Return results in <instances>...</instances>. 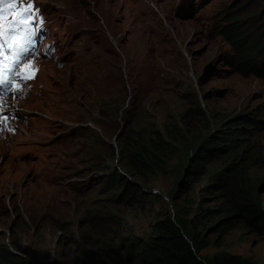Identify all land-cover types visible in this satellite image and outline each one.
<instances>
[{"label":"rangeland","instance_id":"374dc122","mask_svg":"<svg viewBox=\"0 0 264 264\" xmlns=\"http://www.w3.org/2000/svg\"><path fill=\"white\" fill-rule=\"evenodd\" d=\"M25 2L46 38L5 98L0 264H140L168 219L202 259L264 264L235 209L264 214V56L245 73L221 34L252 16L264 51V0Z\"/></svg>","mask_w":264,"mask_h":264},{"label":"trees","instance_id":"16d2710c","mask_svg":"<svg viewBox=\"0 0 264 264\" xmlns=\"http://www.w3.org/2000/svg\"><path fill=\"white\" fill-rule=\"evenodd\" d=\"M251 17L247 16L246 18L250 19ZM246 18L242 15L234 16L224 25L221 34L245 59L240 63V65L245 66V73L250 75L261 74V69L255 62L258 57L264 56L262 53L264 51L258 45L257 36L252 35V30L248 26L249 22H246ZM243 125V122L236 124L238 128ZM228 146L230 145H219L217 149L221 154H225L230 152ZM204 164L205 159L203 158L197 162L199 168ZM235 183L236 180L232 182V185H235ZM227 190L230 192L229 187ZM235 209L237 211L236 217L245 218L251 227L264 230L263 226H259L260 222L264 220V214L260 210L245 205V203H241L240 206L235 205ZM154 228L158 236L151 245L143 249L139 256L138 262L140 264H247L240 257L220 260L214 258L210 261L202 259L199 255L201 243L199 237L186 234L170 219L157 223Z\"/></svg>","mask_w":264,"mask_h":264},{"label":"snow or ice","instance_id":"6c2138e0","mask_svg":"<svg viewBox=\"0 0 264 264\" xmlns=\"http://www.w3.org/2000/svg\"><path fill=\"white\" fill-rule=\"evenodd\" d=\"M19 3L21 0H0V130H3L6 120L14 118L11 113L6 114L5 98L9 93L23 95L20 85L34 79L37 71L33 69L32 74L27 75L21 72L29 56L35 55L37 30L32 25L34 14L30 2L13 17ZM6 18H10L11 23L6 24ZM36 264H40L39 258Z\"/></svg>","mask_w":264,"mask_h":264},{"label":"clouds","instance_id":"9594fccd","mask_svg":"<svg viewBox=\"0 0 264 264\" xmlns=\"http://www.w3.org/2000/svg\"><path fill=\"white\" fill-rule=\"evenodd\" d=\"M46 21V20H45ZM45 24H46V22H45ZM44 27H45V25H44ZM44 27H43V40L40 42V44L38 45V47H37V49H36V51L39 49V48H41L42 47V45H43V41L45 40V38H46V34H45V32H44ZM36 51H35V53H36ZM31 56V55H30ZM22 74H25V75H27V73L25 72H23L22 71ZM28 80H26L25 82H27ZM25 82L23 83V84H21L20 85V87H21V89L22 90H24V89H26V84H25ZM24 88V89H23ZM15 91V90H14ZM11 93H9L7 96H9Z\"/></svg>","mask_w":264,"mask_h":264},{"label":"bare ground","instance_id":"6f19581e","mask_svg":"<svg viewBox=\"0 0 264 264\" xmlns=\"http://www.w3.org/2000/svg\"><path fill=\"white\" fill-rule=\"evenodd\" d=\"M91 82H98L99 81V76H98V74L96 73L94 76H92L91 77ZM91 82H90V84H91ZM98 84H99V82H98ZM11 102H12V100H11Z\"/></svg>","mask_w":264,"mask_h":264}]
</instances>
